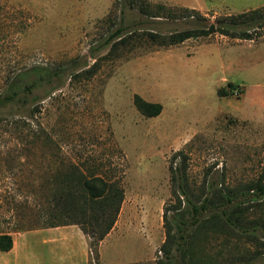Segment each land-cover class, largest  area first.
I'll use <instances>...</instances> for the list:
<instances>
[{"label":"rangeland","instance_id":"374dc122","mask_svg":"<svg viewBox=\"0 0 264 264\" xmlns=\"http://www.w3.org/2000/svg\"><path fill=\"white\" fill-rule=\"evenodd\" d=\"M145 1L194 7L210 21L264 3ZM132 19L138 26L153 25L143 24L137 10L129 11L127 21ZM119 20V0H0V92L22 67L35 64L62 71L57 87H40L27 100L30 110L36 108L28 123H40L45 131L53 127L60 143L39 145L25 164L53 165L60 157L120 181L119 217L96 247L88 246V264H166L161 245L166 238L165 205L174 201L173 154H188V178L195 190L205 181L226 178L237 183L264 173V34L252 40L215 34L179 45H136L110 58L109 44H102ZM185 26L164 21L159 27ZM94 63V75L87 77L84 71ZM222 89L225 94L219 93ZM135 93L162 103L161 114H141L133 103ZM17 113L2 109L0 118ZM4 139L1 135L0 148ZM178 163L176 159L174 165ZM0 177L1 219L14 214L11 195L22 179L1 171ZM69 226L67 243L85 250L88 236L74 223ZM216 248L214 241L211 251Z\"/></svg>","mask_w":264,"mask_h":264},{"label":"trees","instance_id":"16d2710c","mask_svg":"<svg viewBox=\"0 0 264 264\" xmlns=\"http://www.w3.org/2000/svg\"><path fill=\"white\" fill-rule=\"evenodd\" d=\"M119 10V24L102 44H109L106 56L110 58L118 57L121 49H134L136 45L146 48L179 45L188 39L215 34L252 40L264 34V3L213 21L194 7L153 5L145 0H119ZM130 10L140 12L143 24L153 25L143 27L135 19L127 21ZM164 21L184 22L186 26L163 30L159 26ZM95 67L94 63L84 74L94 75ZM73 75L80 77L82 73ZM62 76L60 69L33 64L14 72L10 85L0 92V110L12 108L18 112L0 118V136L5 138L0 148V171L22 179L14 187L17 194L13 191L11 195L14 214L0 219L1 250L13 247L11 231L71 223L88 236L90 247H96L119 217L123 204L121 183L109 179L103 170L85 169L60 157L53 165L25 164V158L39 145L57 147L60 143L53 127L45 131L40 123L32 126L28 123L36 108L30 110L27 100L36 96L40 87L53 90ZM229 84L235 89L233 82ZM226 91L222 89L219 93ZM133 103L146 117L158 116L163 110L162 103L147 101L138 93L133 95ZM53 155L56 157V153ZM187 155L185 150H179L171 156L174 201L165 205L162 262L264 264V173L237 183L226 178L205 181L195 190L188 178ZM176 159L179 163L174 165ZM14 195L23 198L14 199ZM214 241L217 248L212 252Z\"/></svg>","mask_w":264,"mask_h":264},{"label":"crops","instance_id":"0c3cea01","mask_svg":"<svg viewBox=\"0 0 264 264\" xmlns=\"http://www.w3.org/2000/svg\"><path fill=\"white\" fill-rule=\"evenodd\" d=\"M69 225L11 231L14 245L10 250L0 249V264H88L87 239L84 237L86 249L76 251L71 243H67L71 233L66 229L72 230ZM60 248L61 252L63 249L66 252H58Z\"/></svg>","mask_w":264,"mask_h":264}]
</instances>
